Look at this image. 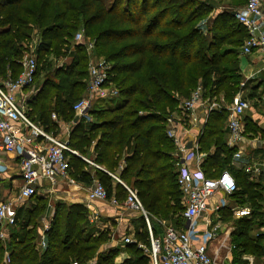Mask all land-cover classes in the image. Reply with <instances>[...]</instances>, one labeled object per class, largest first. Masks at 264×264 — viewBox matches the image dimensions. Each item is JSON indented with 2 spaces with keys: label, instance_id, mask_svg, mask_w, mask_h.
<instances>
[{
  "label": "trees",
  "instance_id": "16d2710c",
  "mask_svg": "<svg viewBox=\"0 0 264 264\" xmlns=\"http://www.w3.org/2000/svg\"><path fill=\"white\" fill-rule=\"evenodd\" d=\"M212 9L203 0H112L110 4L0 0V77L20 74L25 43L39 35L36 78L42 74V83L27 102L30 117L55 133L59 122L71 120L75 126L69 143L81 155L70 154L71 175L87 184L99 179L108 196L120 200L127 190L113 175L122 179L137 190L152 217L155 235L159 222L184 226L185 207L166 118L199 84L205 97L223 94L229 102L243 87L239 56L248 33L230 10L219 11L210 20ZM81 28L92 36L96 55L110 63L107 84L119 91L112 105L94 109L92 105L88 115L93 121L87 127L88 116L75 123L73 110L86 93L89 76L86 47L73 41ZM53 112L59 121L52 119ZM226 117V110L212 111L203 125L199 138L207 153L203 168L208 177L225 169L235 177L238 189L230 195L232 203L249 206L252 215L233 220V256L248 253L260 260L264 236L250 230L264 225V176L252 178L233 165L235 149L226 143ZM26 202L17 209V222L6 240L0 239V264H72L74 260L116 264L123 250L128 255L119 264H151L139 247H150L142 215L134 220L139 224L132 242L101 250L111 239L109 230L94 228L83 204L57 203L46 231L47 247L39 251V218L47 198L34 194ZM220 213L222 219H231L230 207Z\"/></svg>",
  "mask_w": 264,
  "mask_h": 264
},
{
  "label": "built area",
  "instance_id": "2783aa9c",
  "mask_svg": "<svg viewBox=\"0 0 264 264\" xmlns=\"http://www.w3.org/2000/svg\"><path fill=\"white\" fill-rule=\"evenodd\" d=\"M234 18L245 28L248 35L241 45L243 54L256 50L264 52V0H246L232 10ZM77 43L84 44L87 50L94 47L92 41L86 42L81 32L75 37ZM20 74L0 77V174L7 171V163L2 156L16 158V174L23 181L20 186L19 199L0 201V239L6 240L8 230L17 222V209L37 193L42 180L51 184L58 181L77 186L78 181L71 175L70 154L81 156L72 148L69 139L62 138L60 133L48 130L33 120L28 113L27 102L36 93L35 78L38 69L36 56L26 52L21 59ZM108 67L103 63L88 66V81L85 95L73 105L76 116L88 115L94 100L113 99L119 95L116 87L107 84ZM250 108V102L239 92L232 103H226L217 97L204 96L202 85H198L189 98L182 99L178 111L170 114L165 120L167 136L174 144L173 156L177 170V183L182 191L184 226L178 228L173 224L166 225L162 235H155L152 217L143 206L137 190L127 185L122 179L113 175L127 190L126 198L109 197L107 190L99 179L88 187V201L109 202L113 206L137 212L145 219L150 247L139 244L151 259V264H225L233 259L236 245L230 241L234 226L224 225L221 210L230 207L234 218L250 217L249 206H231L227 199L238 189L233 174L224 170L215 177H208L203 163L206 152L201 149L199 138L203 125L210 112L228 110L227 131L228 145L234 148L233 159L247 173L260 175L264 163L241 162L243 152L241 143L245 140L244 116ZM52 119L59 121L55 112ZM65 122H61L64 124ZM195 130H197L195 132ZM191 143V147L188 144ZM83 157V156H82ZM90 164H98L83 157ZM243 163V164H242ZM219 192L225 197L216 200ZM92 219V218H91ZM48 220L42 229L37 249L47 247L45 232L50 227ZM223 233V238L220 235ZM264 236V232L255 234ZM124 241L132 242L130 237ZM214 242H216L214 244ZM7 255V253H6ZM72 264H81L74 260ZM85 264H95L89 261ZM237 264H264V250L260 261L252 254H242Z\"/></svg>",
  "mask_w": 264,
  "mask_h": 264
},
{
  "label": "crops",
  "instance_id": "0c3cea01",
  "mask_svg": "<svg viewBox=\"0 0 264 264\" xmlns=\"http://www.w3.org/2000/svg\"><path fill=\"white\" fill-rule=\"evenodd\" d=\"M239 66L243 76V81L241 83L243 87L239 92L250 102V108L246 110L244 116L245 140L240 145V149L243 152V156L240 161L245 163L257 162L258 164H263L264 163V52L258 50L250 54H243L241 52L239 56ZM218 98L224 100L226 103L233 102V101L232 102L227 101L223 94H221ZM223 110L227 111V117L225 118L224 121V130H225L226 143L228 145V138H229L227 131L228 110L227 109H223ZM59 123L61 124V122ZM196 131L197 130H195V132ZM2 157L6 161L8 168L5 173L0 174V189L1 191H3V189L6 188L5 195L6 196L8 195V197H4L1 200L16 202L19 199L20 186L23 183L21 178L16 174V171L18 170L17 160L16 158L11 156L4 155ZM206 157H207V153H206ZM240 164L241 163L236 164L235 160L233 159L234 166H236L237 168H241ZM249 175L252 178L253 177L259 178L262 175L264 176V170L260 175H252V174ZM95 179L96 178H93L90 184L78 182L77 186H72L63 181H58L54 184H51L47 180H42V184L38 188L37 193L40 196H44L45 198H47L48 206L46 207L45 212L40 217V218L42 217L44 218H42L41 220V227H40L38 241L41 239L42 229L44 228L45 223L48 220H50V218L52 217L55 209V205L57 203H63L67 207L72 203L83 204L89 212L88 219L90 220V222L95 221V217L98 216V214L102 215L106 223L109 224L106 227H109L111 231L110 236L112 241L101 247V250L123 244L122 242H124L125 237H130L133 240L134 238L133 234L134 231L136 230V226H135L136 222L134 220L137 219L136 217H138L139 214L137 212H133L125 208V206H113L111 203L104 201H88L87 190ZM223 197H225V194L219 192L215 199L218 200L219 198H223ZM227 201L231 206H236V205L241 206L239 204L232 203L230 196L228 197ZM131 215L135 217H131ZM235 219L238 218H234L232 215H231V219L228 220L223 219L224 225L225 226H228L229 224L233 225L234 224L233 220ZM49 222L51 224V221ZM165 223L167 222L166 221L159 222L160 226L157 227V232L159 233V235L163 234V231L166 227ZM223 237L224 236H222L221 239ZM230 241L233 242V234L230 237ZM215 243L216 242H214V244ZM240 260H241V255H239L237 259H234L233 256V259L225 261V264H237L238 261L240 262ZM257 261L259 262L260 260L257 259Z\"/></svg>",
  "mask_w": 264,
  "mask_h": 264
},
{
  "label": "rangeland",
  "instance_id": "374dc122",
  "mask_svg": "<svg viewBox=\"0 0 264 264\" xmlns=\"http://www.w3.org/2000/svg\"><path fill=\"white\" fill-rule=\"evenodd\" d=\"M203 1H207L208 3H210V4L213 6L212 12L210 13V15H209V17H208V18H210V20H211V16H212V15H215V14L218 13L219 11H222V10H230V11H232V10L236 9L238 6L242 5L241 3H239L240 0H203ZM106 2H107V4H110V3L112 2V0H106ZM78 32H81V33H82V35H83V37H84V40H85L86 42L92 41V42L94 43V40H93L92 36H90V35H89V36H86V34L84 33L83 28H81L80 30H78V31L76 32V34H77ZM204 33L206 34V33H207V30H205ZM76 34H75V36H74L73 41L77 44V41H75ZM39 40H40V36H39V35H35L34 38H32V40H30L29 42H26V43H25V49H24V51H23V54H25L26 52H28L29 54H33V55L36 56V58H37V55H36V50H37V49H36V48H37V44H38ZM86 51H87L88 56H89L88 66H89L90 63H93V64L103 63L105 66H107V67L109 68L110 63H109V62H106V61L104 60L103 57H99V56L96 55V53H95V46H94L93 49H91V50H87V49H86ZM63 60H64V59L60 60L59 63H62ZM41 76H42V74H41ZM41 76H40V73H39V75L37 76V78H36V80H35V83H34L37 89L39 88V85H41V83H42V80H41L42 77H41ZM112 86H113V85H112ZM118 96H119V95H118ZM118 96H117V97H118ZM182 99H184V98H181V100H182ZM114 101H115V98H113V99H102V100H99V99H98V100H94V101H93V107H92V108L94 109V108H99V107H107V106H109V105H112ZM89 112H90V111H89ZM86 116H88V117H87V123H86V127H87V126L89 125V123H90L91 121H93V117H91V115H86ZM83 117H85V116H83ZM60 121H62V120H60ZM75 123H76V122H75ZM65 125H66V126H65ZM65 125H64V127H63V125L60 124V128L58 129V132L61 134L62 138H64V139L70 137V133H71V131L73 130L75 124H74L73 122H71V120H67V121H65ZM61 127H62V128H61ZM58 132H57V133H58ZM261 182L264 184V180H261ZM5 190H6V188H4L3 191H1V189H0V191H1L0 201H1V199H3L4 197H8V195H7V196L5 195V194H6ZM36 195H39V194L36 193ZM47 204H48V203H47ZM47 204H46V207L48 206ZM26 205H28L27 202H24V203L22 204V206H26ZM45 209H46V208H45ZM88 213H89V212H88ZM45 214H46V213H45ZM45 214H44V215H45ZM52 216H53V215H52ZM48 217H49V216H48ZM131 217H135V216H132V215H131ZM42 218H44V217H42ZM42 218H39V226H40V227H41V220H42ZM51 218H52V217H51ZM51 218H50V221H51ZM88 218H89V216H88ZM136 218H138V217H136ZM45 219H46V218H45ZM132 219H135V218H132ZM136 221H137V220H136ZM91 224H92V226H93L94 228H96V229H100V230H102V229L104 228L103 230H109V232L111 233L109 227H106V226L109 225V224L106 223L105 219L102 217L101 214H98V216L95 217V221H91ZM138 224H139V223H136L135 226L137 227ZM169 224H173V222H167V223H165V225H169ZM173 225H174V224H173ZM233 226H234V224H233ZM234 228H235V226H234ZM260 232H264V225H263V226L257 225V226H255L254 228H252V229L250 230V233H251L252 235L257 234V233H260ZM128 233H129V232H128ZM222 236H223V234L220 235V238H221ZM110 241H112V240L110 239L108 242L104 243V244L102 245V247H103L104 245H106L107 243H109ZM263 243H264V238H263ZM127 255H128L127 252L123 250V251H122V252L116 257V264H119V263L123 262V260L125 259V257H126Z\"/></svg>",
  "mask_w": 264,
  "mask_h": 264
},
{
  "label": "water",
  "instance_id": "95a60500",
  "mask_svg": "<svg viewBox=\"0 0 264 264\" xmlns=\"http://www.w3.org/2000/svg\"><path fill=\"white\" fill-rule=\"evenodd\" d=\"M74 120H75V122H77L79 120V116H76V118ZM188 147H191V143L188 144Z\"/></svg>",
  "mask_w": 264,
  "mask_h": 264
}]
</instances>
